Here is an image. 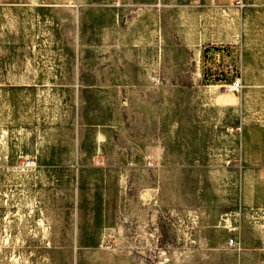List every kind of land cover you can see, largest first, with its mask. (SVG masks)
I'll return each instance as SVG.
<instances>
[{"label": "rangeland", "instance_id": "rangeland-1", "mask_svg": "<svg viewBox=\"0 0 264 264\" xmlns=\"http://www.w3.org/2000/svg\"><path fill=\"white\" fill-rule=\"evenodd\" d=\"M261 123L264 0H0V264H264Z\"/></svg>", "mask_w": 264, "mask_h": 264}, {"label": "crops", "instance_id": "crops-1", "mask_svg": "<svg viewBox=\"0 0 264 264\" xmlns=\"http://www.w3.org/2000/svg\"><path fill=\"white\" fill-rule=\"evenodd\" d=\"M247 139L251 144L249 149ZM240 146L241 158L246 164L241 171L240 195L246 203L257 204L262 198L257 184L259 180L264 182V123L247 125L242 131Z\"/></svg>", "mask_w": 264, "mask_h": 264}, {"label": "built area", "instance_id": "built-area-1", "mask_svg": "<svg viewBox=\"0 0 264 264\" xmlns=\"http://www.w3.org/2000/svg\"><path fill=\"white\" fill-rule=\"evenodd\" d=\"M242 86V81H241V77H235V80L233 81V90L234 91H239L240 87ZM27 162L29 164L33 163L34 161L31 159H27ZM232 216H227V218L225 219V226H229L231 227L230 229L236 230L237 227H232ZM241 242L238 241V239L236 237H232L229 239L228 244L232 247H238L241 248Z\"/></svg>", "mask_w": 264, "mask_h": 264}, {"label": "bare ground", "instance_id": "bare-ground-1", "mask_svg": "<svg viewBox=\"0 0 264 264\" xmlns=\"http://www.w3.org/2000/svg\"><path fill=\"white\" fill-rule=\"evenodd\" d=\"M214 86H218L217 84H213ZM230 89H233V86L230 85L229 86ZM220 101L222 104H226V105H234L237 103V97L236 94L234 93H229V94H223L221 93L220 95Z\"/></svg>", "mask_w": 264, "mask_h": 264}, {"label": "trees", "instance_id": "trees-1", "mask_svg": "<svg viewBox=\"0 0 264 264\" xmlns=\"http://www.w3.org/2000/svg\"><path fill=\"white\" fill-rule=\"evenodd\" d=\"M212 49H215V47H209L208 51L210 52V51H212ZM234 72H235L234 76L239 75V71H238V68L236 66H234Z\"/></svg>", "mask_w": 264, "mask_h": 264}]
</instances>
